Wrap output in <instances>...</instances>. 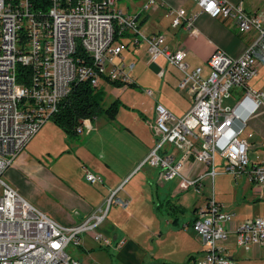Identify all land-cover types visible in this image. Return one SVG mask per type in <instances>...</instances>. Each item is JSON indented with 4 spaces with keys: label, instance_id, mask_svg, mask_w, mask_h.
<instances>
[{
    "label": "built area",
    "instance_id": "obj_1",
    "mask_svg": "<svg viewBox=\"0 0 264 264\" xmlns=\"http://www.w3.org/2000/svg\"><path fill=\"white\" fill-rule=\"evenodd\" d=\"M45 1L42 8V0H0V264H80L66 249L70 244L77 246L80 235L86 233H92V241L100 248L119 250L125 245L124 239L112 241L94 232L111 203L126 207V201L116 197L121 186L109 193L103 210L65 228L28 204L1 177L50 121L73 83L86 81L92 88L102 80L132 84L133 64L123 65L115 59L126 46L140 43L150 62L160 58L180 74L175 89L185 90L191 101L180 118L159 104L154 106V145L139 165L157 168L161 182L178 179L184 189L196 194L201 193L205 180L209 182L204 204L189 225L201 248L191 264H232L220 246L228 234H233L235 246L244 251L264 249V218L232 225L233 214L213 197V180L219 174L234 180L242 177L264 191V165L248 160L247 144L239 138L248 119L264 112V92L248 86L258 67H264L260 18L246 13L240 4L191 0L199 14L232 22L238 35L254 33L237 58L220 50L210 53L208 72L203 76L200 68L187 69L186 52H169L161 36L142 35L136 17L115 8V0ZM153 5L155 0H145L142 9ZM198 13L170 11V26L195 34L192 26ZM17 67L27 70L20 82ZM162 74L159 71L157 76ZM235 88L241 90L240 99L233 107H222L221 101ZM144 93L152 95L149 90ZM92 119L81 120L75 134L87 129ZM166 146L178 157L165 150ZM189 162L202 165L203 170L193 177L183 175ZM83 178L91 185L101 182L88 172Z\"/></svg>",
    "mask_w": 264,
    "mask_h": 264
},
{
    "label": "crops",
    "instance_id": "obj_2",
    "mask_svg": "<svg viewBox=\"0 0 264 264\" xmlns=\"http://www.w3.org/2000/svg\"><path fill=\"white\" fill-rule=\"evenodd\" d=\"M220 1L240 4L246 13L256 15L264 24V0ZM144 2L125 0L116 4L115 8L125 15L135 16L142 35L161 36L167 51L186 52L184 63L187 69L200 68L203 76L208 72L206 61L210 53L220 50L231 58H237L254 36L253 32L238 35L232 22L199 14L191 0H155V5L146 10L142 9ZM176 10L184 11L185 15L198 13L192 26L195 34L170 26L172 16L169 12ZM115 61L123 65L133 64L129 74L133 87H117L105 80L101 81V85L98 83L96 89L103 92V109L112 102L118 103L113 117L100 114L103 117H94L87 129L74 136L66 135L50 121L47 122L2 176L5 175V183L28 204L65 228L77 225L97 209L103 210L109 193L121 186L116 197L126 201V207L111 203L94 232L112 241L124 239L125 245L113 251L117 252L121 261L134 264L143 254L137 241L148 243V226L154 231L159 229L163 217L165 224L169 222L173 226L184 214H189L188 221H185L188 226L198 208L203 206L208 191L204 198L193 201L191 195L187 196L190 189H184L178 179L163 183L157 168L139 166L154 145V106L161 105L175 118L182 117L190 107L188 93L175 89L180 74L160 58L155 63L150 62L142 43L133 48L126 46ZM159 71H163L162 77L157 76ZM248 86L264 92V67H258ZM148 90L151 96L144 93ZM167 90L180 94L175 95L177 109L169 102V93L164 94ZM254 119L255 116L250 117L246 124L253 123ZM251 126L264 149V127ZM165 150L178 157L171 147L166 146ZM202 170V165L189 162L182 173L193 177ZM84 172L100 177L101 182L88 184L83 178ZM233 181L242 185L241 203L237 204V193L233 192L235 200L224 204L220 194L213 192L214 199L225 211L233 214L232 225L264 218V204L259 203L264 202V191L242 178ZM201 194L202 191L196 195ZM160 209L165 212L163 217L159 214ZM232 238L233 234H228L220 246L232 264H239L240 255ZM93 245L92 233L80 235L77 246L81 250L88 253L93 247H99ZM251 249L259 250L257 247ZM200 250L199 244L197 252H189L188 256L197 258ZM72 259L83 264L82 258ZM185 260L177 264H184Z\"/></svg>",
    "mask_w": 264,
    "mask_h": 264
},
{
    "label": "rangeland",
    "instance_id": "obj_3",
    "mask_svg": "<svg viewBox=\"0 0 264 264\" xmlns=\"http://www.w3.org/2000/svg\"><path fill=\"white\" fill-rule=\"evenodd\" d=\"M124 1L125 0H116L114 6L116 4L119 5ZM99 85H101V81H99ZM240 91L241 90L238 88L232 89L230 91L229 98L223 99L221 101V106L233 107L240 99ZM164 94L169 95V102L175 109H177V97L175 95L180 94L178 92L173 94L171 90H167L164 92ZM100 117L103 116L100 115ZM251 124H255L257 128L264 127V112H261L255 116L253 123L246 124L239 137L247 144L248 160L251 163L264 165V149L260 144V137L257 135L256 130L251 126ZM1 179L7 183L5 175H3ZM204 186L205 187L202 189V194L200 195L201 197L194 194L192 190L187 192V196L191 195L193 201L195 198H204L206 196V192L209 189L207 180L204 181ZM241 189L242 185L239 184V182L235 184L233 178L229 175L225 174L224 176H216L214 178L213 192L214 194H220L219 196L224 200V204L229 202L231 203L232 199L235 200L236 197L234 198L235 194L233 195V192L237 193V204L241 203ZM259 203L264 204V202ZM241 209H243L242 206ZM159 214L163 217L165 212L160 209ZM188 216L189 214H184L183 217L178 219L176 225L173 226L169 222L165 224V217H163V219L161 218L160 228L155 229V231L150 229L148 226V243H140L137 241V244H139L141 250H143V254H141L142 256L138 258V263L134 264H177V262H183L187 258L189 252L196 253L199 249V241L197 236L190 230L189 225L187 226V224H185V221H188ZM232 239L234 241V238ZM94 245L96 246L95 243ZM93 248L90 252L85 253V251L81 250L78 246H73L70 244L67 247L66 252L71 258H82L83 264H132L121 261L118 258L117 252L113 251L112 249H104L99 247ZM236 249L240 255L239 264H264V249L259 248L257 251H252L250 247L248 251H244L237 246Z\"/></svg>",
    "mask_w": 264,
    "mask_h": 264
},
{
    "label": "trees",
    "instance_id": "obj_4",
    "mask_svg": "<svg viewBox=\"0 0 264 264\" xmlns=\"http://www.w3.org/2000/svg\"><path fill=\"white\" fill-rule=\"evenodd\" d=\"M46 1L42 0V8L45 7ZM19 67H17L18 69ZM23 68V67H21ZM19 68L17 71V81L25 78L27 70ZM24 71V74H21ZM20 72V73H19ZM114 86H122L117 83H111ZM127 88L133 87L132 84L126 85ZM103 92L92 88L84 82H75L70 86L68 94L62 98L57 104L56 112L51 116L50 122L59 128L68 136L76 135L74 132L81 120L91 119L100 114L112 118L117 108L116 102H112L106 108L102 107ZM192 222V221H191ZM190 222V223H191ZM189 223V225H190ZM195 259L193 256H188L184 264H191ZM168 264V263H160Z\"/></svg>",
    "mask_w": 264,
    "mask_h": 264
},
{
    "label": "bare ground",
    "instance_id": "obj_5",
    "mask_svg": "<svg viewBox=\"0 0 264 264\" xmlns=\"http://www.w3.org/2000/svg\"><path fill=\"white\" fill-rule=\"evenodd\" d=\"M19 68H21V67H19ZM19 68H18V69H19ZM18 69H17V71H18ZM21 69H23V68H21ZM19 73H20V72H19Z\"/></svg>",
    "mask_w": 264,
    "mask_h": 264
}]
</instances>
